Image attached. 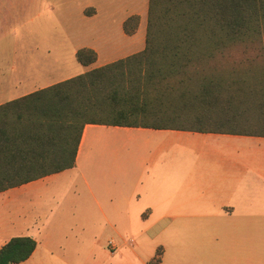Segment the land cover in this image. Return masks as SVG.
<instances>
[{"label":"crops","instance_id":"crops-1","mask_svg":"<svg viewBox=\"0 0 264 264\" xmlns=\"http://www.w3.org/2000/svg\"><path fill=\"white\" fill-rule=\"evenodd\" d=\"M16 4L0 0V49L15 33L7 9ZM17 24L18 36L36 37L27 20ZM3 68L0 105L57 83L32 85L18 67ZM119 136L182 141L172 177L160 152L115 160L108 174L97 168L94 145ZM3 193L0 247L12 237L36 241L18 264H264V137L87 124L72 168Z\"/></svg>","mask_w":264,"mask_h":264},{"label":"trees","instance_id":"trees-1","mask_svg":"<svg viewBox=\"0 0 264 264\" xmlns=\"http://www.w3.org/2000/svg\"><path fill=\"white\" fill-rule=\"evenodd\" d=\"M87 124L264 137V0H147L142 50L0 105V192L72 168ZM35 247L12 237L0 264Z\"/></svg>","mask_w":264,"mask_h":264},{"label":"rangeland","instance_id":"rangeland-1","mask_svg":"<svg viewBox=\"0 0 264 264\" xmlns=\"http://www.w3.org/2000/svg\"><path fill=\"white\" fill-rule=\"evenodd\" d=\"M14 1L17 4L8 7L7 15L15 17L19 24L27 20L28 27H31L32 33H36V37L32 36L30 41L27 36L23 38V34L18 36L21 29L14 20L12 29L15 33L11 30L13 36H8V49H0V67H18L19 77L30 78L32 85L43 86L66 80L144 47L147 0ZM132 15H138V26L131 35H126L122 25ZM96 40H99L96 50L98 59L86 68L76 61L75 52L94 45ZM181 142L168 137L119 136L95 144L92 159L98 164L97 168H102L108 174L115 160L126 165L133 164L148 158L149 153L160 152L157 160L165 167L164 174L172 177V172L167 170L172 167L175 154L177 158L180 156L177 146ZM5 197V193L0 194V205L5 202ZM55 209L53 206L52 210ZM85 238L93 239L92 235ZM102 239L107 240V237L103 236Z\"/></svg>","mask_w":264,"mask_h":264},{"label":"built area","instance_id":"built-area-1","mask_svg":"<svg viewBox=\"0 0 264 264\" xmlns=\"http://www.w3.org/2000/svg\"><path fill=\"white\" fill-rule=\"evenodd\" d=\"M109 244H110V242H109Z\"/></svg>","mask_w":264,"mask_h":264}]
</instances>
